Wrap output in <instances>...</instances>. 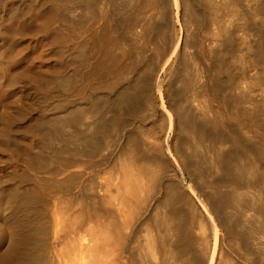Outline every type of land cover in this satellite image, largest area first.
Wrapping results in <instances>:
<instances>
[{"label":"bare ground","instance_id":"1","mask_svg":"<svg viewBox=\"0 0 264 264\" xmlns=\"http://www.w3.org/2000/svg\"><path fill=\"white\" fill-rule=\"evenodd\" d=\"M241 1L27 0L33 32L0 4V264H264V0ZM28 37L64 69L18 71Z\"/></svg>","mask_w":264,"mask_h":264},{"label":"rangeland","instance_id":"2","mask_svg":"<svg viewBox=\"0 0 264 264\" xmlns=\"http://www.w3.org/2000/svg\"><path fill=\"white\" fill-rule=\"evenodd\" d=\"M256 1H258V0H255V1L253 0L254 3ZM10 3H11L10 0H7V1L6 0H0V4H2V6L5 8V10L10 8V5H11ZM21 4H22L21 6L24 9L23 13H22V16H20L21 18L20 19L19 18H17V19L15 18L14 21L12 19L11 22L13 21L14 22L13 24L15 26H18V29H20V30L22 28L25 31L33 32V31H35L36 29H38L41 26V23H42L41 21L42 20H41V17H40V13L37 12V10H34L31 6H29L27 0H22ZM241 5H242V9L243 10H245V11L249 10V5H248L247 1H245V0L241 1ZM245 19L246 20L247 19L250 20L249 23H252L253 26L258 27L256 29L263 28V23L261 21V16L260 15L259 16H255V17H250V18L249 17H247V18L245 17ZM245 19H243V21L244 22H248V20L246 21ZM238 24H242V22L241 21L239 22V20H238L235 23V21H233V23L230 24V30H231L232 35H234L236 38L239 39V37L241 38L242 36H244V29H241L240 26H242V25H238ZM233 30H234V32H233ZM201 33H202V36H203L206 32L202 31ZM241 34H242V36H241ZM255 37H257V36L254 35V38ZM204 40H206L205 35H204ZM25 43L28 45V47H24L23 45L16 46L18 50L24 49V48L26 50V57L22 60V63L19 66H17V68H16L18 71H24L26 69V60L27 59H29L32 62V64L35 67V71L37 73H40L41 76H44L45 74H48L51 71L61 72L64 69L62 64L57 62L58 61L57 56L50 53V49L48 48V43H47L46 39L41 38V37H33V38L28 37V39L25 41ZM5 45H6L5 41L0 39V48L3 49L5 47ZM234 60L232 61V64H231L232 66L234 65L233 67L236 69V70L235 69L234 70L236 71L237 74H241V72L243 74L245 71L242 70V69H245V67H246L245 64H243L241 62H238V60L236 61V59H234ZM241 64H243V65H241ZM239 65L241 67H239ZM243 66H244V68H243ZM1 67H2V63L0 62V84H1L2 77H3ZM159 71H161V69ZM250 72H253V69H251ZM164 74L165 73H164V70H163L162 75H164ZM164 77H166V76L164 75ZM20 88H18L12 94L13 95V99H15V100L19 99L20 94H21ZM230 92L231 93H235L236 91L231 90ZM0 93H1V88H0ZM261 93H262L261 90L256 89L254 92H252L251 100L253 102L261 101L262 100ZM156 94H158L157 91H156ZM0 98H1V96H0ZM158 102H159V105H160V101H158ZM262 112L264 113V108H263ZM245 121H248L249 123L251 122L250 120H248L246 118H245Z\"/></svg>","mask_w":264,"mask_h":264}]
</instances>
